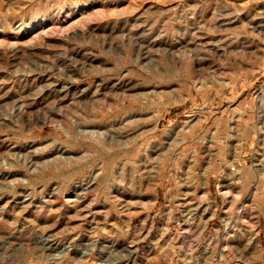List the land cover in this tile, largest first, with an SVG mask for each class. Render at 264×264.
I'll return each instance as SVG.
<instances>
[{"label": "rangeland", "instance_id": "1", "mask_svg": "<svg viewBox=\"0 0 264 264\" xmlns=\"http://www.w3.org/2000/svg\"><path fill=\"white\" fill-rule=\"evenodd\" d=\"M0 264H264V0H0Z\"/></svg>", "mask_w": 264, "mask_h": 264}, {"label": "bare ground", "instance_id": "2", "mask_svg": "<svg viewBox=\"0 0 264 264\" xmlns=\"http://www.w3.org/2000/svg\"><path fill=\"white\" fill-rule=\"evenodd\" d=\"M91 134H93V133L91 132ZM57 256H58V257H61V254L58 253ZM57 256H56V257H57Z\"/></svg>", "mask_w": 264, "mask_h": 264}]
</instances>
